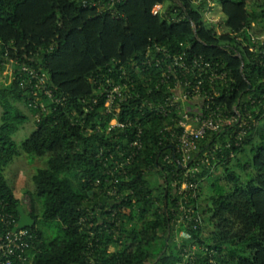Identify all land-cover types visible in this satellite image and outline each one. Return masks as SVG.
<instances>
[{"label":"trees","instance_id":"1","mask_svg":"<svg viewBox=\"0 0 264 264\" xmlns=\"http://www.w3.org/2000/svg\"><path fill=\"white\" fill-rule=\"evenodd\" d=\"M213 1L220 3L229 32L242 35L245 42L254 45L249 31L256 22L261 28L254 33L264 32V0ZM207 3L122 0L113 15L86 7L82 0H0V69L5 60L17 62L13 78L0 87V196L18 220L21 199L8 183L5 168L21 151L47 156L46 165L37 168L32 177L35 190L28 192L30 207L37 222L38 196L42 201L41 219L62 225L51 238L37 223L27 228L36 239L33 264H181L182 247L191 241L176 240L177 232L183 229L191 230L194 242L212 252L199 253L196 264H264V129L260 128L264 120V58L261 62L260 55L252 57L248 48L235 42L229 33L217 34L204 18ZM156 4L164 6L159 13L153 12ZM154 43L172 49L189 47L198 55L224 62L229 73L227 86L222 85L227 91L221 98L230 105L241 97L258 122L237 147L226 146L228 130L210 133L202 140L201 149L218 142L222 152L201 164L195 173L197 196L188 205L201 218L198 230L185 223L176 226L182 211L171 182L184 168L177 161V140L166 131L169 119L147 104L170 91L165 85L157 86V69L136 68L137 60ZM227 43L241 48L243 70ZM21 63L46 72L53 93L66 97V104L42 114L19 148L13 135L28 116L15 101L26 106L29 101V92L22 88L19 78ZM107 78L114 84L126 83L131 94L116 101L111 114L104 112V96L96 104L92 101ZM45 102L51 103L48 98ZM85 106L93 108L85 112ZM114 116L138 121L143 145L127 166L128 179L126 174L119 175L117 187L123 196L112 204L119 224L109 232L97 223L99 216L107 219L111 214L109 201L102 195L106 172L112 168V162L105 158L110 152L118 158L124 150L129 151L136 129L133 125L108 130V121ZM231 150L234 156H230ZM219 164L227 172L228 183L222 184L216 177L201 209L200 184ZM110 197L115 199V195ZM205 222L211 227L209 235L204 231ZM91 231L98 242L93 241L94 251L89 254Z\"/></svg>","mask_w":264,"mask_h":264},{"label":"built area","instance_id":"2","mask_svg":"<svg viewBox=\"0 0 264 264\" xmlns=\"http://www.w3.org/2000/svg\"><path fill=\"white\" fill-rule=\"evenodd\" d=\"M121 1L82 0L86 7H93L99 12H109L113 15L115 14L116 6ZM192 1L197 3L200 0ZM213 2L215 1L208 0L206 7L203 9L204 15L206 11L214 9ZM154 8L157 10L156 13H159L164 6L163 4H156ZM204 18L206 20L205 16ZM192 25L196 28L194 22H192ZM216 25L213 24L210 27H213L217 34L229 33L235 42L243 43V48L244 46L248 48L252 57L257 56V54L260 55V61L263 62L264 32L255 34L253 31H249L253 45L245 42L242 35L229 32L225 23L223 24L224 28L220 32L217 30ZM226 45L227 48L229 47L232 50V56L240 59L241 70H243L245 58L241 48L236 49L230 43ZM258 45L263 47L259 48ZM137 64V69L140 67L147 71L151 68L157 69L159 71L157 86L160 84L165 85L170 91L157 102L147 101V104L150 110L169 119L166 124V131L172 138L177 140L176 150L180 156L177 161L184 168V172L177 174L171 182L173 193L179 198L177 201L178 208L182 211L177 219L176 226L178 227L179 224L185 223L190 225L193 230H198L201 218L194 213L192 205H188L189 200L197 196L195 173L199 170L201 164L208 163L210 159L216 157L218 152H222V146L218 142L206 149H201L202 140L210 133H220L228 130L230 131V139L226 146L231 147L234 144L237 147L241 145L246 133L257 127L258 122L247 109L246 103L241 97L230 105L221 98L224 90H226L222 85L227 86L229 70L220 59H211L198 55L189 47L172 49L169 46L154 43L147 47L139 60H137ZM14 72L15 69L11 72L12 78ZM19 78L22 88L29 92L27 108L29 111L31 110L30 113L34 121L39 122L42 114L52 112L59 105L64 106L66 104V97L55 96L49 86L48 74L41 71L39 66L21 63ZM105 83L99 85V92L93 97L92 101L93 104H96L99 97L104 96V112L111 114L114 103L118 100L127 99L131 94L126 89V83L114 84L110 78H107ZM47 98L51 103L45 102ZM251 102L253 104L254 100H251ZM92 108V106H85L84 111L88 112ZM254 110L258 112V108ZM73 114L75 115L76 111ZM135 122L133 123L130 118L119 120L116 116L108 121V130L113 128L124 130L133 125L136 127L134 139L129 144L130 150H124L118 158L110 152L105 158L112 162V168L106 172L107 176L102 186L105 191L102 195L104 199L109 201L107 209L111 211V214L107 219L99 216L97 223L109 232L110 228L116 230L119 224V220L116 219L117 211L112 209V204L120 201L123 196L122 192H118L117 187L119 175L126 174V179H128L127 166L133 163L143 145V129L138 121ZM102 153L103 149L100 151L101 156ZM230 156H234L233 150H231ZM165 160L170 162L169 156H166ZM189 160L191 162L195 161V163L193 162L194 164L190 165ZM98 183L99 185L101 184L100 180H98ZM114 195L115 199H111L110 196ZM17 222L18 220L9 209L6 200L0 196V264H33L36 251L35 236L27 228H20L15 231L14 228ZM111 223H114V225ZM101 231L99 232L102 233ZM176 236V240L179 243L185 239L191 240L188 246L182 247L181 264H196L199 253L212 254L206 245L194 242L195 239L191 230H180ZM95 238L94 231H91L88 247L89 254L94 251L93 241L96 240L98 242V238ZM210 262H213L212 257Z\"/></svg>","mask_w":264,"mask_h":264},{"label":"rangeland","instance_id":"3","mask_svg":"<svg viewBox=\"0 0 264 264\" xmlns=\"http://www.w3.org/2000/svg\"><path fill=\"white\" fill-rule=\"evenodd\" d=\"M214 9H210L205 12L206 20L209 26L213 24H217L216 28L220 32L224 28L223 22V14L221 12L220 3L215 1ZM206 7V6H205ZM250 12L252 11V7L249 8ZM157 10L154 8V13ZM213 19V21H211ZM210 20V21H209ZM219 23V24H218ZM261 28L260 24L253 23V33L254 31H259ZM16 61L5 60L3 61V68L0 69V87L8 84L12 78V70L15 69ZM15 104L25 113L27 114L26 122L19 128V130L13 135L14 140L19 145V148L22 142L27 139L30 134L35 129V121L31 116L30 111L27 106L20 101H15ZM3 109L0 105V123H1V115ZM260 128L264 129V120L260 123ZM241 158V156L239 157ZM242 160L243 157L241 158ZM47 156H37L31 155L24 151H21L20 155L15 156L13 161L5 168V175L8 180L10 186L13 187L16 196L20 199L24 198L28 195V192H33L35 190V184L33 182V175L36 172L37 168L43 167L46 165ZM237 162V159L234 160V163ZM153 178L156 177V172L152 173ZM219 177V181L222 184L228 183L227 180V172L224 169L223 165L219 164L213 167L209 177H206L201 182V188H199L200 193V207L203 209L207 203V199L212 192V182L215 181V178ZM35 211L38 214L37 226L42 228L45 232L47 238H51L56 235L62 229V225L59 221H48L45 222L41 219V211H42V201L36 196L35 198ZM204 231L206 235H209L211 227L205 222L204 223ZM177 239V236H175ZM113 249V248H112Z\"/></svg>","mask_w":264,"mask_h":264},{"label":"water","instance_id":"4","mask_svg":"<svg viewBox=\"0 0 264 264\" xmlns=\"http://www.w3.org/2000/svg\"><path fill=\"white\" fill-rule=\"evenodd\" d=\"M17 210H18L19 218L17 225L14 228L15 231L20 228H28V227H33L35 225L36 219L25 211L23 205H19L17 207Z\"/></svg>","mask_w":264,"mask_h":264},{"label":"flooded vegetation","instance_id":"5","mask_svg":"<svg viewBox=\"0 0 264 264\" xmlns=\"http://www.w3.org/2000/svg\"><path fill=\"white\" fill-rule=\"evenodd\" d=\"M20 205H23L25 211H26L28 214L32 215V209H31V207H30V200H29V196H28V195L21 199V204H20ZM36 223H37V222H36ZM36 223H35V224H36Z\"/></svg>","mask_w":264,"mask_h":264}]
</instances>
